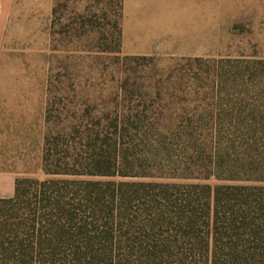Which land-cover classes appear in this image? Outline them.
<instances>
[{
    "label": "rangeland",
    "instance_id": "rangeland-1",
    "mask_svg": "<svg viewBox=\"0 0 264 264\" xmlns=\"http://www.w3.org/2000/svg\"><path fill=\"white\" fill-rule=\"evenodd\" d=\"M46 144L121 145L84 181L264 185V0H0V162L58 179Z\"/></svg>",
    "mask_w": 264,
    "mask_h": 264
},
{
    "label": "trees",
    "instance_id": "trees-1",
    "mask_svg": "<svg viewBox=\"0 0 264 264\" xmlns=\"http://www.w3.org/2000/svg\"><path fill=\"white\" fill-rule=\"evenodd\" d=\"M49 145L43 170L59 178L0 199V264H264V185L84 181L130 177L121 145L57 159Z\"/></svg>",
    "mask_w": 264,
    "mask_h": 264
},
{
    "label": "crops",
    "instance_id": "crops-1",
    "mask_svg": "<svg viewBox=\"0 0 264 264\" xmlns=\"http://www.w3.org/2000/svg\"><path fill=\"white\" fill-rule=\"evenodd\" d=\"M13 149L10 151V158H6V163L0 162V199L11 198L15 194V185L19 173H16L14 165Z\"/></svg>",
    "mask_w": 264,
    "mask_h": 264
}]
</instances>
